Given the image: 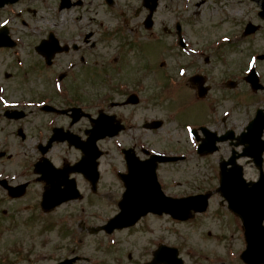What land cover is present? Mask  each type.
Segmentation results:
<instances>
[{"label":"rangeland","instance_id":"obj_1","mask_svg":"<svg viewBox=\"0 0 264 264\" xmlns=\"http://www.w3.org/2000/svg\"><path fill=\"white\" fill-rule=\"evenodd\" d=\"M59 1L20 0L0 9V25L7 24L18 42L15 48H0V178L14 184L31 180L19 199H11L0 187V264H57L77 254L88 257L83 264H144L153 259V251L162 243L178 247L183 264H243L239 259L244 248L240 223L218 192L211 196L205 212L185 222L148 214L112 235L91 231L119 210L124 190L117 174L124 169L120 148L137 141L153 152L187 154L186 162L160 165L159 177L166 183L168 194L215 190L219 154L210 159L196 156L187 127L206 120L209 100L200 101L187 80L199 72L208 75L213 87L209 95L216 101L224 93L240 94L241 85L225 91L221 83L228 76L237 77L243 67L247 71L254 62L264 65V28L245 37L242 33L249 20L264 23L255 18L256 14H247V7L236 0H161L155 13L154 30L160 32L156 36L142 32L135 23L116 30L123 24L120 9H126L130 19L139 0H115L112 7L104 0H83L81 5L63 9ZM177 23L182 25L181 36L187 44L182 51ZM51 29L64 39L80 33L82 48L61 54L57 64L47 68L34 46L47 38ZM90 31H95L90 41L99 39L98 45L84 41ZM80 55H84L85 64H81ZM113 62H124L126 74L105 76L106 72L114 73L109 65ZM68 63H76V68L68 74L69 79L59 80L60 74L69 73ZM181 66L184 69L180 70ZM102 69L107 71L100 74ZM113 80L126 81L141 93V103L133 107V131L100 143L105 152L99 159L97 191H92L81 175H74L83 198L44 213L40 207L44 182L37 181L32 170L40 155L36 145L50 132L43 135L46 123L65 122L43 114L40 106L69 102L59 82L71 87L69 94L83 101L114 92ZM245 92L251 100L250 92ZM8 107L24 109L26 116L7 119L3 113ZM245 111H249L248 103ZM152 119H162L163 127L144 128ZM48 155L57 165L79 158L74 148L62 143ZM253 175L248 165L246 176Z\"/></svg>","mask_w":264,"mask_h":264},{"label":"water","instance_id":"obj_2","mask_svg":"<svg viewBox=\"0 0 264 264\" xmlns=\"http://www.w3.org/2000/svg\"><path fill=\"white\" fill-rule=\"evenodd\" d=\"M15 1L16 0H0V6H3L6 2ZM146 1L148 2L150 0ZM151 1L153 4L151 14L147 18L148 26L151 25V15L157 5V0ZM108 2L111 3V0H108ZM65 6H70L68 0H62L61 7ZM251 30H255V27H251ZM8 45L12 46V42L9 39L7 30L2 29L0 30V46ZM57 45V41L50 38L49 40L42 41L36 48L46 57L47 62L50 63ZM251 82L255 84L256 79H252ZM204 92V90H201L199 95L203 96ZM130 100L134 103L136 102L135 99L131 98ZM78 110H80V108H73V111ZM18 113H21L18 114V116L23 114V112ZM101 123H97L91 130L89 142L76 143L75 141V144L81 147L85 153L82 160L77 164L78 167L76 169L84 171L92 180L94 186L98 179V173L95 171L97 166L96 159L101 155V152L97 150L96 140L107 135L112 137L118 133L112 125L106 124L104 121L102 124ZM160 124V122H155L154 126L159 127ZM152 126L153 125H150V127ZM256 127L255 124H251L249 128L250 132L248 137L250 140H252ZM255 149L254 147H246L245 154L257 158L260 152H256ZM45 150L44 152H46ZM125 154L128 163V173L121 174L125 182L126 190L119 202L120 212L111 218L105 225L100 226V229L112 233L116 228H123L135 224L141 216L147 214L149 211L157 213L168 212L176 218L187 219L191 216V208L205 209L208 196L202 199L190 197L176 199L165 196L161 191L156 176L157 162L177 160L179 157L156 154L142 162L135 156L132 149L126 150ZM47 166L48 160H45L43 163L44 170H47ZM69 172L70 170L67 169L65 173L69 174ZM42 173L43 176L41 178L47 183L44 187L43 199L41 202L45 211L51 210L63 201L80 197L74 180L66 181L65 178H67V176H64V179L61 180L57 179L55 175H51L52 172L48 171H42ZM224 175L225 178L223 177L222 179L223 193H225V196L228 198L230 207L240 215L245 222L248 249L244 260L248 264H260L264 262L263 190H261L258 185L255 186L254 183L251 184L243 179L241 166H238V170L235 172L226 171ZM0 183L8 189L12 197L22 196L28 185V183H24L17 186H10L5 180H1ZM61 185L65 187L61 188ZM177 254L178 251L176 248L160 246L156 251L155 259L152 263L148 264H157L159 262H164L165 264H183L182 260L177 258ZM77 259L78 257L65 259L58 264H75L74 262Z\"/></svg>","mask_w":264,"mask_h":264},{"label":"flooded vegetation","instance_id":"obj_3","mask_svg":"<svg viewBox=\"0 0 264 264\" xmlns=\"http://www.w3.org/2000/svg\"><path fill=\"white\" fill-rule=\"evenodd\" d=\"M236 1H238L240 4H243L247 7V14H253V15L256 14L257 17H255V18L256 19L258 18L260 21H262L264 23L262 16L260 15V11L262 10V5L264 3V0H236ZM82 3L80 1L79 5H81ZM127 5H128V8L131 7V4L127 3ZM147 13H148V10L144 6H142L141 3L138 7H136L134 17H130V19H129V17H126L127 13H125V11L123 12V10H122V12H121L122 17H120V18L123 19V20H121L123 24H118V26L116 27V30L123 29L124 25L127 26V25H130L131 23H135L140 28L139 30L146 33L147 35L150 34V35L160 36L159 31L156 32L155 30H153V28L157 25V21L155 20V18H154L152 28L151 29L146 28L144 20L146 18ZM140 17H142V19ZM140 21H141L142 25L140 24ZM247 25H249L250 27H252V25H259V29H257V31H260L264 28V24L262 25L261 23H255L254 21L249 20L245 24L244 29L242 30L243 34H245V29H246ZM134 30H136V28H133V31ZM50 31H53L56 34V36L58 35L57 32L54 31L53 29L49 30V32ZM136 31H138V30H136ZM256 32H254V33H256ZM77 33H79V31ZM254 33H252V34H254ZM94 35H95V31H90V39L92 37L94 38L95 37ZM57 37L59 38V41L61 44H70V45L74 44V43L78 44V48H76L77 50H75V48L72 47L68 51V53L78 52L82 48V46L80 45V37H82L80 35V33L76 36V38L71 37V38L64 39V38H60L59 36H57ZM90 39L86 43L90 42V45L93 44L92 46L98 45L99 39L95 38V41H92L94 43H92L90 41ZM61 54H63V53H59L55 56L52 64L49 66V68L54 67L57 64L56 62L60 58ZM82 58H83V56L80 55L79 56L80 62H81ZM67 65H70L71 66L70 68H74L76 64L75 63H71V64L68 63ZM110 65L113 66L114 73H112V71L110 73L106 72L104 74L105 76L116 77V76L126 74V72H125L126 66H125L124 62H122L121 64L113 62ZM255 67H256L257 73L259 75V81L257 82L254 89L251 88L250 85L244 80L246 68L243 67L237 73V77L236 76H228L225 78V80H227V79L236 80L237 84H238L237 86L241 85V87H242L241 93L240 94L224 93V95L220 101H216L212 95H209V93L213 89L212 85H210V83H209V80L211 78L204 73L207 76V83H209L211 88H210L209 93L205 96V98L200 99V101L209 100L206 103V106H207L206 120L202 121V122L201 121L195 122L194 124L191 125L192 127L197 128V133H195L196 150H197L198 143L203 138H205V133H204L205 129L203 128L204 126L209 128L211 131L217 133L218 136H228V137L233 136V137L228 139L225 142L217 143V150L212 154L201 156L200 154L197 153L200 157H203L202 159H206V158L210 159L209 157H212L216 154H219V162H220L221 160L229 159L230 156L233 154L242 153L243 152V145L245 143L244 142L245 141L244 133L246 132L247 123H249L253 118H255L258 113L262 114V117L264 118V65L261 66L260 63L258 62V63H256ZM105 71H107V69H102L98 72L100 74H103ZM67 75H68V73H66V75H65V78H64L65 80H66ZM113 82H114V87L110 85L111 88L113 89L114 92H118L120 94L115 95L114 92H112L111 94L100 95L97 99H93V100L83 99V102L85 105L89 106V108H87V109L90 112H93V113H91L93 115V118H97L100 115L102 116V113L104 112L108 115L113 116L112 120L114 123L124 125L125 128H124V130H122V132L133 131L134 124L132 123L131 120L133 119V115H134V111H133L134 105L125 103V100L127 99V97L130 94L136 93V92L140 93V91L137 88L129 87L130 83H128L126 81L115 82V80H113ZM221 86H224L223 82L221 83ZM224 89H225V91L228 90V88L225 86H224ZM245 91L250 92V94L248 96L251 98V100L247 99V94ZM122 92H124V93H122ZM111 95H112V97H111ZM228 98L229 99L232 98V100H229ZM65 100H67V98H65ZM144 102H145V100H144ZM53 103L55 106H57L59 108H67V107H71V106H80L79 104L77 105V103H75V102H67L64 105H59V102H57V104H56V102H53ZM140 103L141 102H139V104ZM247 103H248L249 111L246 112L245 108H247ZM136 105H138V104H136ZM202 105H204V104L202 103ZM235 110H236V113H235ZM246 113L248 115L247 119L245 118ZM46 114L51 115L53 118H56V119L62 118V120H64V122H65V125H58L56 123H49L48 125H46L45 134H46L47 130H50V132L48 133L45 140H43V141H46L48 139V137L51 135L52 129L56 126L64 128V129H69V130H71V131H73L79 135H82L83 138L86 137L85 136L86 130L92 126V120L90 117H82L77 122H73L72 118L68 115L58 114V113H54V112L53 113H46ZM260 122H263V120H261ZM163 125H164V122H163ZM230 131H232L233 134H231ZM196 137H198L197 139H200V140H197ZM43 139H44V137H43ZM237 142L241 143V144L239 146H236L235 143H237ZM257 143L260 146L264 144V128H263V133L261 135L260 141H258ZM130 146H133L135 148L136 153L138 155H140L141 157H146L145 152L143 150L144 145L142 143L137 141L136 143H134ZM222 150L226 151V153H223ZM242 161L245 162V164H244L245 177L248 180L259 182V185L261 187H264V152H263L262 158L260 160V163L253 164L251 162V159H248V158L239 159V162L242 163ZM248 165L252 167V170L254 172V175L252 177L246 176V170H247ZM205 191H211V189L206 188L203 190H196V191L192 190L190 192L187 191L185 193L180 194V196L189 195V194H196V193H201V192H205ZM214 193L215 192H213V194ZM239 222H240L241 239H242V242L244 243V246H245L246 237H245L244 229L242 226V222L240 220H239Z\"/></svg>","mask_w":264,"mask_h":264}]
</instances>
